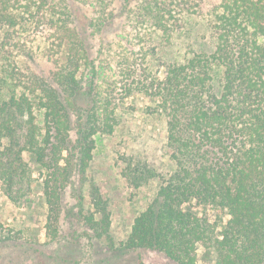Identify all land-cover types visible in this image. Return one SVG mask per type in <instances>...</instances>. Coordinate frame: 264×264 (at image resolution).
Wrapping results in <instances>:
<instances>
[{"label": "trees", "instance_id": "16d2710c", "mask_svg": "<svg viewBox=\"0 0 264 264\" xmlns=\"http://www.w3.org/2000/svg\"><path fill=\"white\" fill-rule=\"evenodd\" d=\"M69 2L90 15L80 17ZM192 15L206 20L214 49L179 61L167 48ZM40 17L58 24L46 46L59 53L48 74L34 66L25 41H0V181L9 197L32 185L28 153L46 202L62 203L76 174L85 181L96 135L120 125L126 107L119 94L141 92L153 102L148 113L167 121L174 167L161 176L147 161L124 160L133 187L157 176L161 184L122 245L179 264H200L199 246L216 264H264V0H0L5 28L26 26L24 19L33 27ZM112 24L119 33L107 37ZM137 45L149 49L142 47L144 79H133L142 85L123 83L119 93L122 76L133 78ZM36 108L44 110L43 126ZM73 192L88 232L113 243L101 190L94 188L89 204L81 186Z\"/></svg>", "mask_w": 264, "mask_h": 264}, {"label": "rangeland", "instance_id": "374dc122", "mask_svg": "<svg viewBox=\"0 0 264 264\" xmlns=\"http://www.w3.org/2000/svg\"><path fill=\"white\" fill-rule=\"evenodd\" d=\"M135 1L131 0V3ZM69 4L79 9L80 17L90 15L88 7L71 2ZM16 5L18 8L14 7V10L25 9L23 4ZM45 8L48 9L49 6ZM59 14L56 17H60ZM121 19L120 17L118 21ZM39 20L41 23H35L33 27L31 19L26 23L24 19L26 26L8 25L5 28L0 25V41H7L11 45L20 40L25 41L31 52L30 58L35 59L34 66L48 74L53 68L49 59H57L59 53L53 48L47 50L46 46L51 47L58 24L51 23L45 17H40ZM115 25L109 26V32L105 36L118 35L119 30ZM183 31L177 42L168 46L170 57L184 61L186 57L196 53L213 51L211 32L204 18L194 15L187 17ZM129 39L138 41L133 36ZM99 42L97 38L93 47H98ZM143 46L145 50L148 49L147 45L136 46L140 57L133 68V78L127 80L122 76L119 93L125 85L123 83L134 87L142 85L135 82L144 79ZM159 69L163 77L165 67L160 68L159 65ZM221 75L222 68L215 66L214 79L219 81ZM129 84L127 85L130 86ZM123 96L119 94L121 103L126 107L121 109L120 125L112 134L96 135V148L86 179L82 181L76 174L73 177L74 183L69 185L63 195L62 203L51 206L46 202L41 170L28 153L25 156L34 171L31 187L27 183L21 184L23 189L15 191L14 198H11L0 181V264H179L163 252L145 248L127 249L122 245L131 233L136 216L154 199L161 184V176L170 173L174 167L168 147L167 121L148 113L153 104L151 98L141 92L125 98ZM35 110L38 115L36 120L43 126L44 110ZM130 158L149 162L161 176L140 187H133L122 174L123 162ZM43 173L46 175V172ZM74 184L81 186L87 204L91 201L94 188L100 189L107 199L113 243L88 232L78 213ZM198 253L200 264H216L212 257L204 256L203 246H199Z\"/></svg>", "mask_w": 264, "mask_h": 264}]
</instances>
